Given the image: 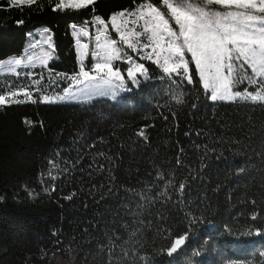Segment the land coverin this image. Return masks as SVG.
Wrapping results in <instances>:
<instances>
[{
  "label": "trees",
  "instance_id": "obj_1",
  "mask_svg": "<svg viewBox=\"0 0 264 264\" xmlns=\"http://www.w3.org/2000/svg\"><path fill=\"white\" fill-rule=\"evenodd\" d=\"M58 2L0 0V61L23 54L41 29L54 48L46 66L0 71V95L26 89L35 101L21 94L13 99L25 102L0 105V264H264V234H244L264 222V105L212 101L202 82L165 74L125 46L121 56L132 53L146 77L135 84L114 62L119 97L45 102L80 71L72 25L95 36L103 19L121 47L111 18L142 0L53 10ZM177 234L185 243L168 256Z\"/></svg>",
  "mask_w": 264,
  "mask_h": 264
},
{
  "label": "snow or ice",
  "instance_id": "obj_2",
  "mask_svg": "<svg viewBox=\"0 0 264 264\" xmlns=\"http://www.w3.org/2000/svg\"><path fill=\"white\" fill-rule=\"evenodd\" d=\"M33 2L34 0H11L10 6L17 4L23 6L25 3L31 5ZM94 2L95 0H59L53 10L85 9ZM162 2L166 11L155 6L152 0H142L137 9L119 13L123 18L122 25L117 23L115 15L111 18L113 30L119 34L121 47H117L118 42L110 37L105 21L97 17V23L103 25V28L98 29V34L94 36L96 44L91 53L93 65L85 70L83 57L87 53H82L81 77L78 82L96 81L93 87L100 95L116 99L118 93L125 90V84L120 73L112 70V62L122 59L121 48L127 45V48L133 51H137L138 48L142 59L152 60L155 54L154 62L159 64L165 74L176 72L181 80L187 79L189 84L199 85L202 82L205 93L212 101H241L264 105V0H162ZM214 5H219L220 8L213 7ZM72 28L77 36V43H80L79 37L89 36L86 26L78 28L72 25ZM45 32L48 33V30L45 29ZM51 41L52 36L48 34L43 43L54 50ZM81 47L87 49L88 44L84 43ZM186 53L190 54V60L185 58ZM51 58V52H46L40 60L41 65L46 66ZM124 59L131 60V57ZM190 62L195 63L194 74H198V80L194 81L193 76L188 74ZM12 63L14 66L10 71L15 73L16 68L22 65V61L15 59ZM23 66H34L33 59L29 57L27 64ZM181 68L183 70L179 71ZM90 72L96 74L90 75ZM136 72L143 73V65L133 64L128 70L133 83H138L135 79ZM26 75L31 77L34 74L29 72ZM169 79L173 78L169 75ZM173 82L179 83L175 80ZM34 83L38 84L39 81ZM242 85L246 86L241 88ZM21 94L32 100L31 94L26 89H21L0 95V105L25 102L13 99ZM67 95L69 93L58 98L45 96L44 101L56 103L57 100L63 101ZM32 102L35 103L34 100ZM138 135L147 139L143 130ZM100 167L102 169L103 165ZM49 177L53 181L57 179L51 172ZM157 178L165 180L163 174H158ZM171 185L172 181L169 179L165 183V188ZM51 190L54 191L55 188ZM178 191L183 193L185 185L179 184ZM75 195L73 192L65 199L71 200ZM161 195L165 193L162 192ZM250 219L257 221V214L253 213ZM253 232L257 236L264 234V222L255 227L250 226L244 234L251 236ZM184 243L185 235L177 234L174 243L167 247V255L172 256ZM140 259L143 260L144 257Z\"/></svg>",
  "mask_w": 264,
  "mask_h": 264
},
{
  "label": "rangeland",
  "instance_id": "obj_3",
  "mask_svg": "<svg viewBox=\"0 0 264 264\" xmlns=\"http://www.w3.org/2000/svg\"><path fill=\"white\" fill-rule=\"evenodd\" d=\"M115 16L117 17V23H120L122 25L123 18H121L119 16V14H117ZM139 30L140 29L138 28L137 31H139ZM48 34H50L49 31H48V33H46L45 29L37 30V31L31 33L30 36H29V40H28V44H27L25 52L23 54L19 55V56L18 55H12V56L7 57L3 61H0V71L1 72H11L10 68L14 66L12 62L15 59H20L22 61V65L21 66H23L24 64H27V61H28L29 57H31L33 59L34 65H41L40 60L44 57L46 52H51V56L53 58L52 49H50L47 44L43 43L45 41V38H46V36ZM72 34H73V37L75 39V49H76V52H77V63H78V66L80 67V61H81L82 53H87V55H85L83 57L84 63H85L86 57L89 55V53H92L96 42L94 40V35L93 36L89 35L87 37H79L80 43H77V36L74 33V30L72 31ZM116 35L120 39L119 34L117 32H116ZM111 38L114 39L113 37H111ZM84 43L88 44V48L87 49H83L81 47V45L84 44ZM51 44H52V41H51ZM123 46H125L127 48V45H123ZM117 47H119L118 43H117ZM128 49H130V48H128ZM122 50L123 49L121 48V51ZM130 50L133 52L134 55H136V56L141 58L142 54L139 52L138 48H137V51H133L132 49H130ZM148 51H150V49ZM134 55H132V53H126L125 57H131V60L124 59V57H123L124 55L121 56L122 57L121 60H114L112 62V70L113 71H118L120 73L121 77H124V75L121 73V71L119 69L113 67V63L114 62H116V61L117 62H122V63L127 65L126 76L128 77V79H131V78H129L128 70L131 67H133V64H135V65H143L142 63L138 62L137 58L134 57ZM162 56H163V53H162ZM185 58L190 60V54L186 53L185 54ZM51 59H49L48 62ZM152 61H155V54L153 55ZM161 63H162V59H161ZM92 65H93V60H92ZM194 65H195V63H194ZM143 68H144V72L143 73H141V72H136L135 73V79L137 81H140L139 80L140 78L144 79L146 77V69H145L144 65H143ZM105 71H107V69H105ZM94 74H96V73L90 72V75H94ZM80 77H81V74H80V71H79L78 75L76 77H74L71 85H69L61 93L55 94L53 96H49V98H58L60 96H63L65 93H69V95H67L63 101L57 100V102H77V101H83V100L98 98V97H109V98H111L110 96L100 95L96 91V89L93 87V85L96 83V81H91V82L85 81L84 83H79L78 79ZM86 89H87V91H86ZM121 93H122V91H120L118 93L117 97H119V95Z\"/></svg>",
  "mask_w": 264,
  "mask_h": 264
},
{
  "label": "water",
  "instance_id": "obj_4",
  "mask_svg": "<svg viewBox=\"0 0 264 264\" xmlns=\"http://www.w3.org/2000/svg\"><path fill=\"white\" fill-rule=\"evenodd\" d=\"M184 245V244H183ZM183 245H181V247L177 250V251H179L182 247H183ZM173 254H175V253H173Z\"/></svg>",
  "mask_w": 264,
  "mask_h": 264
},
{
  "label": "crops",
  "instance_id": "obj_5",
  "mask_svg": "<svg viewBox=\"0 0 264 264\" xmlns=\"http://www.w3.org/2000/svg\"><path fill=\"white\" fill-rule=\"evenodd\" d=\"M142 78H140L139 80H141ZM131 80V79H130ZM132 81V80H131ZM133 82V81H132ZM136 84V83H135Z\"/></svg>",
  "mask_w": 264,
  "mask_h": 264
}]
</instances>
